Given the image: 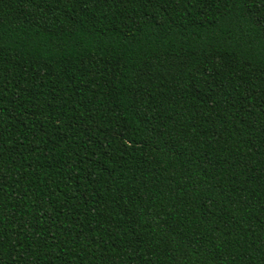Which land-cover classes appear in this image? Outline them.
<instances>
[{
  "label": "trees",
  "instance_id": "obj_1",
  "mask_svg": "<svg viewBox=\"0 0 264 264\" xmlns=\"http://www.w3.org/2000/svg\"><path fill=\"white\" fill-rule=\"evenodd\" d=\"M0 264H264V0H0Z\"/></svg>",
  "mask_w": 264,
  "mask_h": 264
}]
</instances>
